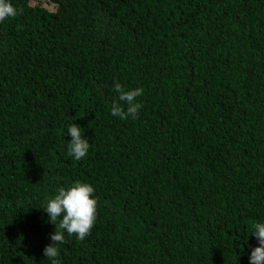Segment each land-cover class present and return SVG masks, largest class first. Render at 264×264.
Masks as SVG:
<instances>
[{
  "label": "trees",
  "instance_id": "1",
  "mask_svg": "<svg viewBox=\"0 0 264 264\" xmlns=\"http://www.w3.org/2000/svg\"><path fill=\"white\" fill-rule=\"evenodd\" d=\"M10 2L22 11L0 23V264H51L43 207L76 181L98 216L83 241L65 232L60 264H250L264 0ZM115 82L144 89L137 118L111 115ZM71 124L91 144L80 161Z\"/></svg>",
  "mask_w": 264,
  "mask_h": 264
},
{
  "label": "clouds",
  "instance_id": "2",
  "mask_svg": "<svg viewBox=\"0 0 264 264\" xmlns=\"http://www.w3.org/2000/svg\"><path fill=\"white\" fill-rule=\"evenodd\" d=\"M21 11L10 0H0V23L15 18ZM112 90L119 95L118 100L112 103L111 115L121 120L137 118L143 107L142 103L137 102V98L144 95V89L138 87L125 90L123 85L115 82ZM124 105H127L126 109ZM67 134L72 138L68 143L67 155L77 161L82 160L88 155L91 144L84 138L81 127L76 124L68 126ZM43 209L50 217L49 222L56 225V231L50 237L53 243L45 247L44 255L51 264H60V249L57 245L65 242V232L69 236H76L80 241L91 235L98 216L95 189L90 183L81 181H76L67 188L60 187L54 197L48 198ZM252 229V236L256 238L259 246L251 251L250 264H264V222L252 224Z\"/></svg>",
  "mask_w": 264,
  "mask_h": 264
}]
</instances>
